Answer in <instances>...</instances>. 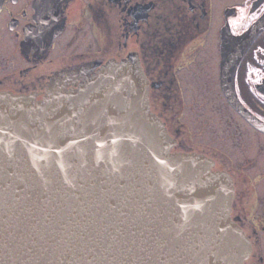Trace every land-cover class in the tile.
<instances>
[{"label": "water", "instance_id": "95a60500", "mask_svg": "<svg viewBox=\"0 0 264 264\" xmlns=\"http://www.w3.org/2000/svg\"><path fill=\"white\" fill-rule=\"evenodd\" d=\"M173 144L133 55L37 102L0 92V264H241L251 246L229 215V174Z\"/></svg>", "mask_w": 264, "mask_h": 264}, {"label": "flooded vegetation", "instance_id": "af4514ba", "mask_svg": "<svg viewBox=\"0 0 264 264\" xmlns=\"http://www.w3.org/2000/svg\"><path fill=\"white\" fill-rule=\"evenodd\" d=\"M42 6L0 0V92L42 100L50 90L77 88L110 59L136 56L150 109L174 140L171 151L203 154L213 170L229 174V215L251 246L241 264H264V26L238 51L240 36L264 18V0H47ZM209 38L208 62L197 51ZM227 41L232 52L222 51ZM228 63L235 67L232 102L222 86ZM193 124L204 126L207 139L193 141Z\"/></svg>", "mask_w": 264, "mask_h": 264}, {"label": "rangeland", "instance_id": "374dc122", "mask_svg": "<svg viewBox=\"0 0 264 264\" xmlns=\"http://www.w3.org/2000/svg\"><path fill=\"white\" fill-rule=\"evenodd\" d=\"M197 52H200L199 54H202V55H204L205 56V58L206 59H208V62L210 61V58H209V53H213L212 52V43H211V41H210V38L209 39H207L206 41H204V46L202 47V49L201 50H198ZM213 55V54H212ZM209 67V66H208ZM192 93L193 92H191V91H188L187 93H186V97H187V99H189L191 96H192ZM214 93H215V91L213 90V91H208L207 93H206V97L208 98V100L209 99H212L213 98V96H214ZM193 129H194V131H195V134H194V131H193V141H202V139H207L206 138V133L207 132H205L204 133V126L202 125H199V124H193V126H191Z\"/></svg>", "mask_w": 264, "mask_h": 264}, {"label": "bare ground", "instance_id": "6f19581e", "mask_svg": "<svg viewBox=\"0 0 264 264\" xmlns=\"http://www.w3.org/2000/svg\"><path fill=\"white\" fill-rule=\"evenodd\" d=\"M56 90H58V89H56ZM52 91H53V90H50L49 93H48L47 95H50V92H52ZM47 95H46V96H47ZM34 101H35V100H34ZM38 101H39V100H38ZM35 102H37V101H35Z\"/></svg>", "mask_w": 264, "mask_h": 264}]
</instances>
